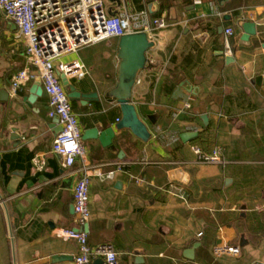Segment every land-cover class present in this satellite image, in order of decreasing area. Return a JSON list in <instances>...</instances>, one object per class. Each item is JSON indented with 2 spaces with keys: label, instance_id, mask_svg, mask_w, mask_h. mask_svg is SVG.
Masks as SVG:
<instances>
[{
  "label": "crops",
  "instance_id": "crops-1",
  "mask_svg": "<svg viewBox=\"0 0 264 264\" xmlns=\"http://www.w3.org/2000/svg\"><path fill=\"white\" fill-rule=\"evenodd\" d=\"M107 11H147L168 22L150 38L153 67L138 76L142 90L133 89L132 103L151 137L144 142L116 129L115 152L83 140L85 158L69 169L52 153L61 128L47 94L28 106L12 90L16 74L30 65L25 39L0 12V93H10L0 100V264H75L78 243L54 233L77 229L73 194L84 163L116 170L114 179L95 178L90 187L88 242L111 244L119 264H264V83L253 81L264 78V0H110ZM247 21L256 23L257 34L243 40ZM230 26L235 33L227 38ZM107 40L106 55L93 51L104 40L55 62L60 72L75 60L87 67L86 76L68 77L89 95L71 100L83 135L115 128L122 118L107 95L118 82V38ZM38 79L17 90L30 95ZM188 133L196 135L185 142ZM193 146L222 148L228 164H196ZM176 170L188 181L172 178ZM258 202L263 209L252 214ZM219 245L241 254L217 258ZM57 255L73 259L53 262Z\"/></svg>",
  "mask_w": 264,
  "mask_h": 264
},
{
  "label": "built area",
  "instance_id": "built-area-1",
  "mask_svg": "<svg viewBox=\"0 0 264 264\" xmlns=\"http://www.w3.org/2000/svg\"><path fill=\"white\" fill-rule=\"evenodd\" d=\"M0 12L16 25L21 37L25 39L30 65L29 69L16 74L12 90L16 92L26 80L40 78L44 93L49 98L50 116L58 118L61 128L53 142L52 153L61 159L64 168H72L77 160H84L86 149L78 117L73 112L72 101L60 74L82 78L88 70L82 61L75 60L65 64L60 72L56 60L86 46L111 38L119 39L129 33L145 31L151 38L155 30L168 27L166 17H152L147 11L109 14L104 0H0ZM224 33L228 38L235 30L230 26L225 28ZM32 66L38 73L33 72ZM184 109H191V103H186ZM192 151L198 165L225 167L228 164L222 148L208 152L193 146ZM106 166L108 164L84 163L73 194L77 229H59L54 233L58 239L78 243L75 264H95L97 260H102L103 264H119L118 254L111 244L90 246L89 231L86 229L91 218L90 187L93 180L97 178L103 181L116 176V170L104 173ZM115 166L117 170L123 167L121 164ZM136 183L143 184L145 180L136 179ZM240 254L239 247L219 245L214 249L217 258Z\"/></svg>",
  "mask_w": 264,
  "mask_h": 264
},
{
  "label": "water",
  "instance_id": "water-1",
  "mask_svg": "<svg viewBox=\"0 0 264 264\" xmlns=\"http://www.w3.org/2000/svg\"><path fill=\"white\" fill-rule=\"evenodd\" d=\"M230 18V15H226L225 19ZM244 35L242 36L243 40H249L251 35L257 34V25L255 22L247 21L243 24ZM13 29H16V25L13 24ZM219 31H223V27L219 28ZM156 45V42L150 39L147 32H135L129 33L121 36L118 39V49L117 57L119 62L118 67V82L114 88L108 92V98L110 100H115L121 110L122 118L116 124L115 128L110 127L105 130H101L99 127L87 130L84 132L83 140H98L104 148H108L112 151H116L113 146V141L117 137L115 130L124 131L129 130L134 136L141 139L144 142H147L151 134L146 126V124L140 119L136 106L132 103L133 99V89L138 81L139 74L148 68H152L153 65L150 63V60L147 56L148 52L153 49ZM60 77L63 81V84L69 90V98L72 101L88 99L89 95L82 94L80 91H77L76 88L70 84L68 77L61 73ZM258 84L264 83V78L258 76L253 79ZM17 95L23 96L24 102L28 106L33 105L40 96L43 95L44 90L40 81V78L33 84L31 88V93L28 96H25L22 91L17 90L15 92ZM10 98V93L8 91H2L0 93V100L7 101ZM58 119V118H57ZM202 120L208 125V116L204 115ZM59 123V120H58ZM98 124V122H96ZM61 132V129H60ZM196 134H184L183 140L188 142ZM123 153H119V158L122 159ZM174 175L178 177L179 180L187 182L188 178L183 177L182 170H176L171 173L172 178ZM229 181V180H228ZM228 183V182H227ZM74 212V207H73ZM89 231V226L86 228ZM73 258L66 255H57L53 257V262H63L69 261ZM95 264H103L102 260H97Z\"/></svg>",
  "mask_w": 264,
  "mask_h": 264
},
{
  "label": "rangeland",
  "instance_id": "rangeland-1",
  "mask_svg": "<svg viewBox=\"0 0 264 264\" xmlns=\"http://www.w3.org/2000/svg\"><path fill=\"white\" fill-rule=\"evenodd\" d=\"M109 1L110 0H104V3H105V7H106V9L108 8V4H109ZM94 49L96 50H99V52L102 54L101 56H103L104 54L106 55V53H108V50H109V41L108 40H106L105 42H103L101 45H98V46H96V47H94L93 48V51H94ZM91 51V50H90ZM152 52H153V50H152ZM111 56L109 55V58H108V60H109V67L113 70V69H115L114 68V64H113V61H112V57L110 58ZM85 62L87 63V61L85 60ZM107 63V62H106ZM106 63H102V67H104L105 65H106ZM108 71V70H107ZM135 89L136 90H142V86L141 85H136L135 86ZM255 204V206L253 207V208H258V211H255L254 213H252V214H259L260 213V211L263 209L262 207L260 208V207H258V206H256L257 204H260V202H258V203H254Z\"/></svg>",
  "mask_w": 264,
  "mask_h": 264
},
{
  "label": "trees",
  "instance_id": "trees-1",
  "mask_svg": "<svg viewBox=\"0 0 264 264\" xmlns=\"http://www.w3.org/2000/svg\"><path fill=\"white\" fill-rule=\"evenodd\" d=\"M156 17H159V16H161V14H158V15H155Z\"/></svg>",
  "mask_w": 264,
  "mask_h": 264
}]
</instances>
